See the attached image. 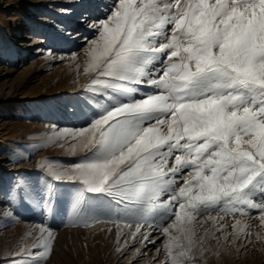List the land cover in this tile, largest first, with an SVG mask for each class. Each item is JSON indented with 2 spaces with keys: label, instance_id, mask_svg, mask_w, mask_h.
Instances as JSON below:
<instances>
[{
  "label": "snow or ice",
  "instance_id": "snow-or-ice-1",
  "mask_svg": "<svg viewBox=\"0 0 264 264\" xmlns=\"http://www.w3.org/2000/svg\"><path fill=\"white\" fill-rule=\"evenodd\" d=\"M103 10L83 17L93 33L83 92L95 110L85 106L82 126L54 133L88 154L47 172L75 185L78 218L109 221L118 237L135 226L133 238L148 242L142 228L159 227L167 264L194 258L200 216L215 224L256 209L264 225V0H113ZM46 195L51 185L46 194L17 183L6 199ZM52 241L40 227L18 259L47 257Z\"/></svg>",
  "mask_w": 264,
  "mask_h": 264
},
{
  "label": "rangeland",
  "instance_id": "rangeland-1",
  "mask_svg": "<svg viewBox=\"0 0 264 264\" xmlns=\"http://www.w3.org/2000/svg\"><path fill=\"white\" fill-rule=\"evenodd\" d=\"M112 3L0 0V264L168 262L167 239L159 227L142 228L150 233L152 242H148L139 235L133 238L135 226L123 229L118 237L109 221L86 224L73 208L75 185L53 181L47 174L49 166H70L88 154L80 148L73 151L76 141L57 139L54 133L82 126L85 106L95 110L94 105H86L83 92L89 79L83 73L84 38L93 35L83 17L89 16L88 22L102 19L104 7ZM72 54L77 55L79 68ZM17 183L21 189L29 186L46 194L51 185L53 195L44 200L17 197L9 201L6 196ZM258 217L256 209L217 217L215 224L206 216L198 217L204 223L195 224L194 247L189 253L194 258L184 264H264V225ZM237 220L241 223L234 232L231 225ZM40 227L53 232L48 256L18 259L21 248L31 250ZM200 237H204L203 251ZM181 243L187 250V241Z\"/></svg>",
  "mask_w": 264,
  "mask_h": 264
}]
</instances>
